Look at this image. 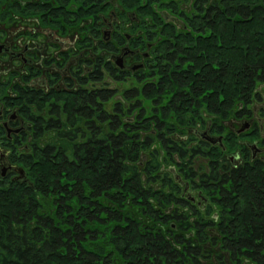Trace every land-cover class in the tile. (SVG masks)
<instances>
[{
	"label": "trees",
	"instance_id": "1",
	"mask_svg": "<svg viewBox=\"0 0 264 264\" xmlns=\"http://www.w3.org/2000/svg\"><path fill=\"white\" fill-rule=\"evenodd\" d=\"M62 1L57 5L68 21L77 12L69 11L71 0ZM125 1V8L127 2L130 7L139 5L138 0ZM258 1L221 0L205 8L203 4L208 1H198L199 12L187 23L199 36L184 31L173 37L175 44L171 43L169 55L173 57L168 61L171 65L177 60L178 65L174 64L169 71L168 65L158 62L159 84L143 87L146 99L151 104L158 101L160 108L169 98L162 119L156 112L159 108L154 107L153 118L141 113L136 122L124 121L123 106L119 112L105 110L99 101L104 92L79 90L64 104L68 120L62 122L57 118L42 126L36 124L38 139L53 127H58L60 138L43 147L33 144L32 156L23 154L22 159H30L32 164L30 177L35 180V188L28 182L0 179V264H189L191 258L197 261L200 246L188 240L181 252L162 239L161 231L144 224L147 216L157 214L159 209L152 200L162 205L170 197L160 187L151 185H161L164 179V187L173 186L175 200H181L177 197V182L157 173L163 160L172 164L167 160L174 154H179L183 162L189 157L188 149L170 137L178 131L177 123L184 126L188 121L186 116L193 101L202 96L200 101L206 104L208 113L227 119L236 102L252 103L257 85L264 84V8L256 5ZM93 4L94 0H88L79 6L84 11ZM47 7L59 13L60 8L51 4ZM149 12L156 22L162 23V17L153 8ZM89 27L104 51H114V40H101L98 26ZM158 53L159 50L156 60ZM107 64L109 72L115 75L113 62L107 60ZM101 71L97 66L95 74L100 77ZM17 88L20 104L27 105L28 100L35 103L44 97L41 92ZM130 92L135 90L126 95L130 96ZM137 107L146 111L143 105ZM169 109L174 111L176 125L168 122L172 114ZM21 110L26 112V107ZM157 123L159 129H154ZM222 127H215L212 133H222ZM149 129L156 130L155 134L142 138L141 132ZM226 135L228 143L233 140L232 135ZM208 140L201 139L192 153L210 157L212 165H216L215 161L232 149L224 151ZM162 148L167 155L161 153ZM142 153L151 158L140 167ZM227 176L224 183L229 186L221 192L230 208L225 212L231 218L220 224L224 232L222 247L235 260L244 257L264 264V171L246 164ZM52 189L59 195L56 214L47 209L48 203H42ZM127 203L140 207L138 218Z\"/></svg>",
	"mask_w": 264,
	"mask_h": 264
},
{
	"label": "rangeland",
	"instance_id": "2",
	"mask_svg": "<svg viewBox=\"0 0 264 264\" xmlns=\"http://www.w3.org/2000/svg\"><path fill=\"white\" fill-rule=\"evenodd\" d=\"M17 1L21 4H17ZM23 1L0 0V45H6L12 49L8 53L3 50L0 54V123H2V115L7 116V111L2 106L3 101L7 97L16 98L14 102L15 105L18 104V108L16 106L8 108H10V114H13V110L19 111L18 118L14 120L16 124L13 126L17 133L12 131L13 138L7 141L16 139L14 144L17 145L15 147L12 145V149L9 148L11 160L26 170L25 176L17 181L31 183L29 185L33 189L36 183L34 178L30 177L32 164L30 165V159H22L23 154L28 153L32 156L33 144L34 147L35 143L43 147L60 138L58 127H53V129H47L48 131L42 130L45 132L42 138L38 139L35 134L36 124L39 122L42 126L57 118L62 122L68 120L64 104L71 101L72 97L69 96H73L79 90L89 93L96 91V94L99 91L104 92L106 97H101L99 101L105 110L109 113L119 112L120 106H123L126 115L122 114L121 117L130 123L136 122L141 113H146L149 117L153 116L154 107L159 108L156 110L159 118L164 117L163 107L167 105L169 98L164 100L163 107L160 108L158 101L156 104H151L146 99L147 95L143 93V87L145 84L155 83V86L159 84L158 72L161 67L157 65L158 62L168 65L169 71L174 68V64L178 65L177 60L171 65L168 61L173 57L169 56L172 52L170 51L171 43L175 44L173 37H177L184 31L192 32L194 37L199 36L200 33L197 34L191 30L187 20L198 14V7L201 5L199 0H138V7H130L127 2L128 7L125 8L122 4L126 2L125 0H94L89 10L87 8L83 11V7L79 4H87L88 0H71L69 10L77 14L70 16L71 19L62 26L52 20L43 21L40 17H36L33 11L23 9L25 6ZM207 1L203 4L204 8L216 1L221 2V0ZM55 2L59 4L63 1L55 0ZM256 5L261 7L260 9L264 8V0H259ZM151 8L162 17L161 24L156 22L149 12ZM91 25L98 26L96 29L102 34L101 40H114V51H104L100 40L96 39L93 30L89 29ZM118 38L123 40L122 43L118 41ZM197 44L199 45V42ZM26 48H29L27 54ZM125 49L128 50V54L123 57V65L120 66L117 57ZM158 50L157 61L155 56ZM107 60L113 62L112 72L115 75L109 72ZM97 66L99 70H102L100 77L97 73L95 74ZM18 86L35 90L39 94L41 92L44 99L41 96V99L35 103L20 104ZM130 90L135 92H130V96H127L126 93ZM108 92L112 95L111 97ZM254 95L250 104L236 102L231 116L227 119H220L219 116L208 113L206 104L200 101L202 96L198 101L192 102L193 107L189 113L187 112L188 115L186 114L188 121L184 126L178 123L176 125L173 108L169 109L172 114L168 122L178 128V131L170 138L185 146L189 151V157L183 162L179 154H174L172 159L167 160L172 164L162 159L157 175L163 178L170 176L174 182H177L179 186L177 197L181 200H175L176 191L173 190V186L164 187L166 184L163 182L164 179L161 185H151L153 188L160 187L170 197L169 200L165 199L163 206L152 200L159 209L157 214L147 216L144 224L155 228L156 232L161 231L162 239L181 252L184 251L188 240H191L194 246H200L201 251L197 261L191 258L189 264H257L244 257L235 260L231 258L228 251L224 250L223 237L219 233V225L216 223L217 218L214 214L219 207L215 202L219 197L218 191L225 188V168L238 166L248 160L243 161L236 157L239 143L258 145L261 153L257 156L260 159L264 158V84L257 85ZM142 105L145 106L146 111L137 107ZM24 106L26 112L21 111ZM2 109L4 113H1ZM247 123L251 126L239 133V130L243 129ZM221 124L223 125L222 133H212L214 128ZM155 125L154 129H159L158 123ZM84 127L88 129V125ZM160 127L162 128V125ZM179 129H185V132L182 133ZM146 131L141 132L142 138L153 136L156 130ZM208 131H210L209 135H224L227 149H232L231 152H226L218 161H215L216 165H212L210 157L205 158L192 153L193 147L204 139L202 133ZM226 134L233 136V140L229 143ZM248 152L249 150L246 149L243 155ZM161 153L164 156L167 155L163 148ZM50 155L53 156L52 153ZM140 156L138 161L140 167L151 158L147 153H142ZM210 156H212L211 153ZM1 175L2 167H0V179L9 181L13 179L12 177L3 178ZM213 175L218 177L211 178ZM172 184L175 185V183ZM58 197L59 195L52 189L46 193L45 200H42L43 204L48 203L47 209H50L52 214L58 211V205H56ZM204 198L207 200L205 201ZM127 207L132 209L133 216L139 217V206L127 203ZM140 229L147 228L140 227Z\"/></svg>",
	"mask_w": 264,
	"mask_h": 264
},
{
	"label": "flooded vegetation",
	"instance_id": "3",
	"mask_svg": "<svg viewBox=\"0 0 264 264\" xmlns=\"http://www.w3.org/2000/svg\"><path fill=\"white\" fill-rule=\"evenodd\" d=\"M23 2H24V5H25L23 7V9L26 10V8H27V9L33 11L36 14V17L37 16L40 17L41 20H43V21L52 20V21H55L57 23H60L62 26H65V24L67 22V19H66L67 16L64 15V12L62 11V8L60 7V5L56 4L55 0H24ZM17 4L20 5L21 4L20 1H17ZM48 4H51V6H53V8H56V9L60 8L59 13L51 12V9H49L47 7ZM20 9H22V8H20ZM3 50H5L7 53L9 51L10 52L12 51V49H10V47H8L6 45H0V54L3 52ZM27 52H29V48H26L25 53L27 54ZM26 65H28V63H26ZM36 93H38V92H36ZM7 99H9V100H7ZM42 99H44V98H42ZM37 100L38 99H36L35 102ZM14 101H16V98L7 97L5 99V101H3V103H2L3 109H6V111H7V116L4 117V115H2V117H3L2 120H1L2 123H0V167H2V175L1 176L3 178L12 177L13 180H18V179H21L20 176H19V172L17 171V169L15 167V166H18V165L11 160L12 157L10 156V149L13 148L12 145H14V147L17 145V144H14L16 139L14 141H7V140H9V139L11 140L13 138L12 133H11L12 131H14V133H17V132H15L13 126L16 124V122L14 120L18 118L19 111L12 109L14 112H13V114H10V111H9L10 108H8L10 106L11 107L16 106L18 108V104L15 105ZM26 102H27V104H28V102H29V104L31 103V101H29V100L26 101ZM3 109L1 110V113H4ZM247 124L249 126L248 127L245 126L243 129L239 130V133L243 132L245 129H247V128H249L251 126L250 123H247ZM15 127H17V125ZM209 132L210 131L202 133L203 138H205V139L207 138V140H208V138L211 137V136L212 137H222L221 140L216 141V142H212L210 140H208V141L213 146L216 147L217 145H219V147H221L224 151H226L227 150V146H226V143H225L226 139H225L224 135H220V136L211 135L210 136L208 134ZM5 133L8 136H5L6 135ZM9 144L11 145V147H10ZM238 146H239V148H237L236 157L238 159H240V160H243V161L245 159H248V160H246L244 163H242V164H240L238 166L225 168V172H224L225 176H227V174H230L231 170H233L235 168H238L240 166L241 167L245 166L246 164H249V167H251V168L253 166H258L260 169H262V171H264V158L260 159L257 156V154L261 153V149L259 148L258 145L251 144V143H246V144H243V143L240 144L239 143ZM246 149H248L249 152H248V154L243 155V153L245 152ZM254 149L256 151H254ZM254 152H255V154H254ZM248 156L251 157V158H249ZM233 159H234V157H233ZM251 161H253V162H251ZM224 184H225L224 185L225 189L228 188L229 183H227V184L224 183ZM221 191H222V188L220 189V191H218V193H219L218 199L215 200V202L218 203L219 207H218L217 211H214V214H215V217L217 218L216 223H218V225H219L218 226L219 233H220V235L222 237H224V232L222 231V228H221L220 224L223 223V222H226L227 220H230L229 218H231V215L228 214L229 215V217H228L226 212H225V211H230V208L228 206H226L228 204V203L225 202V201H227V199H223L224 193L221 192ZM204 199H205V201L207 200L206 198H204Z\"/></svg>",
	"mask_w": 264,
	"mask_h": 264
},
{
	"label": "water",
	"instance_id": "4",
	"mask_svg": "<svg viewBox=\"0 0 264 264\" xmlns=\"http://www.w3.org/2000/svg\"><path fill=\"white\" fill-rule=\"evenodd\" d=\"M127 54H128V50L125 49L124 52H123L121 55H119V56L117 57L118 64H119L120 66L123 65V61H122V59H123V57H124L125 55H127ZM246 126L248 127L249 125L247 124ZM208 139H209L210 141H212V142H216V141L221 140L222 137H212V136H211V137H209ZM254 151H256V150L254 149ZM254 154H255V152H254ZM15 167H16L17 171L20 173V178H22L23 176H25V169H24L23 167H18V166H15Z\"/></svg>",
	"mask_w": 264,
	"mask_h": 264
}]
</instances>
